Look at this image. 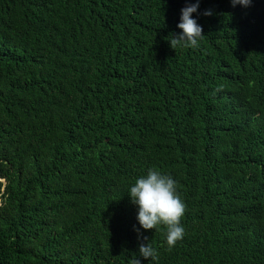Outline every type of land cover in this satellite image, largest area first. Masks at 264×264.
<instances>
[{"label": "trees", "instance_id": "obj_1", "mask_svg": "<svg viewBox=\"0 0 264 264\" xmlns=\"http://www.w3.org/2000/svg\"><path fill=\"white\" fill-rule=\"evenodd\" d=\"M186 3L0 0V264H264V0H200L174 49ZM149 168L171 249L126 192Z\"/></svg>", "mask_w": 264, "mask_h": 264}, {"label": "clouds", "instance_id": "obj_2", "mask_svg": "<svg viewBox=\"0 0 264 264\" xmlns=\"http://www.w3.org/2000/svg\"><path fill=\"white\" fill-rule=\"evenodd\" d=\"M251 2L252 0H231L233 6L239 4L247 7ZM199 3L200 0H195V3H186L181 9L177 28L182 31L172 34V39L168 40L172 48L199 47V41L203 36L202 26L192 15L198 11ZM203 14L209 15L211 11L205 10ZM126 192L131 203L136 206V220L141 229L151 230L162 225L165 229L164 238L168 249L183 239L185 229L181 218L186 206L177 191V182L171 175L149 168L145 174L137 177L134 183L130 184ZM141 258L151 264L157 259L156 249L149 243H141L137 255L131 258L130 264H142Z\"/></svg>", "mask_w": 264, "mask_h": 264}]
</instances>
